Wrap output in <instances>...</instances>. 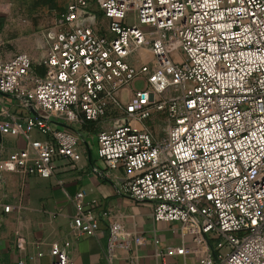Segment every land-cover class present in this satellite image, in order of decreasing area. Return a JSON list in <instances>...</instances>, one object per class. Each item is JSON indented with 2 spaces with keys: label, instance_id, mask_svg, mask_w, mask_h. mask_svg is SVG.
<instances>
[{
  "label": "built area",
  "instance_id": "1",
  "mask_svg": "<svg viewBox=\"0 0 264 264\" xmlns=\"http://www.w3.org/2000/svg\"><path fill=\"white\" fill-rule=\"evenodd\" d=\"M44 37L38 65L28 53L0 60V92L36 110L0 122L27 141L0 152V187L5 173L53 177L61 157L80 160L73 125L93 121L106 169L126 175L118 192L176 224L183 239L142 263L137 232L117 211L87 203L81 188L48 264H75L73 241L102 225L103 264L122 256L127 264H264V0H74ZM141 50L152 58L136 64ZM161 116L157 139L145 121ZM188 234L203 247L188 248Z\"/></svg>",
  "mask_w": 264,
  "mask_h": 264
},
{
  "label": "crops",
  "instance_id": "2",
  "mask_svg": "<svg viewBox=\"0 0 264 264\" xmlns=\"http://www.w3.org/2000/svg\"><path fill=\"white\" fill-rule=\"evenodd\" d=\"M34 1H47L38 14L33 12ZM72 1L0 0V60L28 53L38 65L47 52L44 29L52 26L58 13ZM61 6L64 7L61 9ZM35 114L33 107L0 92V122L12 116L23 119ZM73 126L83 139L79 149L83 154L80 160L75 162L61 157L56 161L57 170L53 177L18 173L3 175L0 213H3L4 204H9L11 210L3 213L0 225V262L48 264L52 259L51 243L63 241L68 236L69 222L76 210L73 198L81 188L86 190L87 203L117 211L128 227L137 232L139 239L134 247L140 262H154L167 249L180 245L183 239L176 224L155 220L148 204L135 202L118 192L126 175L122 170L106 169L98 155L96 124L87 121L82 127ZM33 136L45 138L37 130ZM26 144L23 135L13 134L10 128H0V152L3 156L24 148ZM18 236L22 237L20 241ZM108 236V229L102 225L96 234L75 239L69 248L75 264H103ZM127 263L124 256L115 260V264Z\"/></svg>",
  "mask_w": 264,
  "mask_h": 264
},
{
  "label": "rangeland",
  "instance_id": "3",
  "mask_svg": "<svg viewBox=\"0 0 264 264\" xmlns=\"http://www.w3.org/2000/svg\"><path fill=\"white\" fill-rule=\"evenodd\" d=\"M47 1H34V7H33V12L35 14H38L41 10V7L46 3ZM64 6H61V9ZM98 18L100 19L101 23H108V20L106 18L103 17L102 13L98 12L97 13ZM141 52H138L136 55V64H141L143 62V55L140 54ZM150 53V52H149ZM140 55V56H139ZM151 58L152 55L150 54ZM150 58V60H151ZM144 84L143 80H138L135 83V86L137 88H141ZM125 114L123 113L122 116H124ZM146 122V126H149V128L153 131V134L155 136V138L159 139L165 136V128L167 125V118L164 116L161 117H156V118H152L149 119ZM171 232V231H170ZM167 234H171L172 232L169 233V231H167ZM169 235V236H171ZM185 244L188 248L190 247H203L202 244V237L200 235H196V234H188L185 236Z\"/></svg>",
  "mask_w": 264,
  "mask_h": 264
},
{
  "label": "bare ground",
  "instance_id": "4",
  "mask_svg": "<svg viewBox=\"0 0 264 264\" xmlns=\"http://www.w3.org/2000/svg\"><path fill=\"white\" fill-rule=\"evenodd\" d=\"M140 54L143 55V59L144 60L151 58L150 53L147 50H141V53Z\"/></svg>",
  "mask_w": 264,
  "mask_h": 264
}]
</instances>
